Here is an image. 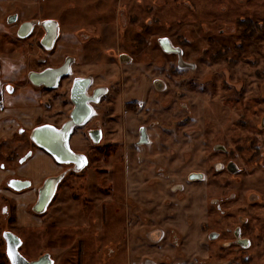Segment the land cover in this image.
Wrapping results in <instances>:
<instances>
[{"label": "rangeland", "instance_id": "1", "mask_svg": "<svg viewBox=\"0 0 264 264\" xmlns=\"http://www.w3.org/2000/svg\"><path fill=\"white\" fill-rule=\"evenodd\" d=\"M9 9L20 11L18 21L56 17L64 29L81 32L87 43L71 77L92 74L110 92L94 105L97 117L70 137L73 148L88 154L84 175H67L41 213L31 207L32 194L18 205V197L30 190L11 192L3 180L0 233L20 235L19 251L28 260L49 252L54 264H264V0H0V55L20 58L19 75L38 66V48L29 44L39 30L25 39L7 33L3 15ZM243 19L260 25L250 37L243 34ZM164 36L181 48L192 70L177 68L176 56L160 50L157 39ZM69 38H59L57 51L71 47ZM155 81L162 85L155 87ZM17 83L20 92L33 89L26 79ZM69 83L64 79L29 98L42 112L35 123L59 126L66 120ZM3 91L5 106L27 96ZM133 99L137 106L123 109ZM95 125L103 129L104 150L85 135ZM139 125L148 128L147 145L134 143ZM28 130L0 144V163L17 164L18 157L4 153L19 156L30 147ZM216 144L226 152L214 151ZM225 159L240 171H215L214 164ZM192 170L205 171V179L183 182ZM82 176L83 189L71 195ZM178 182L185 183L182 192H172L169 187ZM206 197L221 198L224 215L205 208ZM112 205L119 211L113 214ZM101 215L108 221L101 222ZM242 221L250 247L243 252L233 244L221 246L231 238L227 228ZM210 225L222 232L218 244L204 242ZM93 227L100 234L90 238ZM153 231L156 237L149 239ZM172 231L180 237L178 245L171 243ZM109 243L116 252L107 256ZM3 249L0 238V264H9Z\"/></svg>", "mask_w": 264, "mask_h": 264}, {"label": "flooded vegetation", "instance_id": "2", "mask_svg": "<svg viewBox=\"0 0 264 264\" xmlns=\"http://www.w3.org/2000/svg\"><path fill=\"white\" fill-rule=\"evenodd\" d=\"M121 11L122 10H119V12H121ZM19 15H20L19 10L17 11L14 9H9L8 13L3 15L5 17V22L3 23L4 28L7 30L9 29L7 31V33H9V34H10V31H12L14 33V35L19 39L28 38L31 35H33L37 30H39L38 38L32 44H29V46L32 48L34 46H36L38 48L40 56L38 55L39 57L37 56L35 58V61H36L38 66L37 67H28L25 71H23V73L17 75L16 71H17V64L18 63H16V62L19 61L20 58L18 59L15 56L11 57V55H10V57H7V55H9L10 53L9 54L1 53V55H0V68L2 70V73L0 75L3 78V80L5 81V82L3 81L4 82L3 83V90L6 89V91H7V88L9 86H11V88L13 89L12 93H14V92H17V93L19 92L22 94L26 93L27 97L35 100V98H34L35 94H37V96H38L41 93V91H43V90H46V91L53 90L54 88H56L60 84V82L62 80L67 79V78L70 79V83L68 86V98H69V101L71 104V109L68 113L66 120H64L59 126L54 124V123H51V122H44L41 124L34 122V126L29 130L23 126H19L17 129V132H16L19 135L24 134L26 132V130H28L27 142L30 143V147H27L25 149V151L19 156L16 155V153L14 154L13 152H9V153L5 152L4 153L5 157H15V156L18 157L16 165H22L30 157H36L37 156L36 151H40L41 153H43L45 155V157H50L53 165L56 168L53 172H50L48 175H45L43 177V179L40 181V183H38V184H34V181L29 176L10 175L5 179V185L8 187L9 191H11V192L20 193V192L25 191L27 189L32 192V195L34 198H33V202H32L31 207L33 209V205H34V203L37 199V196H38V190H39L40 186L42 185L44 179H46L47 177H55V176H58L61 174V178L56 183L54 193H53L50 201L46 205V208H45V211H46V209L49 207L50 203L55 199L56 195L58 194V189H59L60 183L65 179V177L67 175H80L82 173H83L82 175H84V172L86 170L85 167L87 166V161H88L87 160L88 154L83 152V151H80L78 149L73 148L71 143H70V137H71V135H72V133L76 127H80L82 125H85L90 118L92 119L94 117L95 118L97 117V115H94L95 114V112H94L95 106L94 105L99 103L106 95H108V93L110 91H109V86H105V85L95 83V78L92 74L78 75V76L71 77L73 66L76 63H78L79 61H81V58H80L81 54L80 53H81V50L84 49V45L87 43V41H85L84 39H81V37L79 36V34L81 32L79 33L78 30L71 31L68 28L64 29L60 25V21L56 17H49V16L43 17V18L34 17V18L23 19L22 21H18ZM13 16L15 17V19L13 21L9 22L8 18L9 17L11 18ZM46 20H53L57 24L55 37H54L52 43L50 44L49 48H46L44 46V44L41 42L42 38L44 37V35L46 33V30L42 26V22L46 21ZM29 21L32 22L30 33L28 35H26L25 37H18L17 31L19 30L20 25L24 22H29ZM241 24L244 25L243 34L245 36L247 35L248 37H250L255 32V30L260 28V25L257 22H252L249 19H243L241 21ZM10 25H11L13 30L11 28H9ZM83 33H85V32H83ZM68 35H71L72 39L69 38ZM60 37H64L65 39L69 38L70 39L69 41L71 43V45H70L71 47L69 49L67 47V50H62V51H60V49H59V51L61 52L59 54V51H57V48H56V43L58 42ZM161 38H168V37H165V36L159 37L157 39V44L163 53L174 54L176 56L177 68H179V69H191V70L194 68L193 63L186 62L183 60L181 48L179 46L173 45V43L171 42V40L169 38H168V40H169L172 48H174L176 50L165 51L159 43V39H161ZM74 46H77L76 49L70 51L71 48ZM24 58L25 57H22L21 59L25 60ZM53 60H54V62H53ZM62 65L63 66L65 65L66 73L61 75L57 79L56 84L52 87H48L45 85H38V86L33 85L28 78V74L31 71L40 72V71L47 69V68H56V67H59ZM81 78L82 79H88V83L85 87L84 93H85V97L87 98L86 102L90 108V112H89L88 116L81 123L74 124L70 128V131L67 135L66 144H67V147L70 150V152L73 153V155L72 154L71 155L66 154L63 156V157H84L86 163H84L83 161H80L79 163H83V167L76 168V163L73 161L57 162L53 158L54 156L50 152H48L45 149L37 146L34 143V141L30 138V132L32 131L33 128H35L38 125H42V124H50L53 127H55L56 129H60L63 126V124L70 119L71 111L74 108V103L71 99V90H72V87H73L75 80L81 79ZM23 79H26L31 84L29 86H32L33 89H31L30 91L25 90L26 92L22 90L20 92L18 90L19 87L17 85L18 84L17 82L22 81ZM160 85H162L160 82H156V81L154 82L155 87L160 86ZM97 91H102V94L97 95L95 97V99H92L94 97L95 92H97ZM40 102L41 103L44 102L43 99L40 98ZM137 102H138L137 100L133 99V100L125 102L122 107H123V109H126L127 111H131L137 106ZM45 103H46V101H45ZM36 119H38V117H36ZM97 122L100 124L99 119L97 120ZM85 135L87 137L89 144L92 145L95 149L104 150V149H102L103 146L101 147L102 141L104 139V134H103L102 128H100L99 126H96V125L92 126V127H88L85 130ZM95 139H97V140H95ZM140 139L145 140V141L139 143ZM134 143L136 144V146H143V145H147L149 143L148 128H146L144 125H139L138 128L136 129V136H135ZM213 149H214V151L221 150L223 152L224 151L226 152V149L224 148V145H222V144L214 145ZM22 157H27V158H25V160L21 162L20 159ZM0 164L2 167L10 168V167H6L4 163H0ZM46 168H47V166L45 164H42L41 161L39 160L35 165H32V169L30 171L31 172H40V171L45 170ZM214 170L217 172L225 170V171L230 172L231 174H235V173H238L240 171V168L233 161H231V160L228 161L227 159H225L224 162L221 161V162L215 163L214 164ZM12 178H17L20 180H29L30 185L27 188H24L20 191H16L13 188L8 186L9 180ZM204 179H205V171H197V170H192V171L187 172L182 178L183 182H185V183L202 182ZM84 183H85V178H84V176H82L81 181H79V185H77L76 187L73 188L74 190L71 192V195H73V196L76 195V193L74 192L76 189H79V188L83 189ZM185 183L178 182V183L171 185L169 188L172 192H176V193L182 192V190L184 188L183 187L184 185H182V184H185ZM233 195H234V193H230L229 197H233ZM204 203H205L204 204L205 208L213 209L216 212H219L220 215H224L225 212L222 209V203L223 202H222L221 198H219V197L218 198L206 197ZM1 209H2V211H4V207H1ZM119 209H120V207L117 205H112V207L110 208V210L113 212V214L116 213L117 211H119ZM104 210H107V208H104ZM34 213H37V212L34 211ZM19 217H18V219H19ZM128 217H129L128 214L125 212V218L124 219L126 222L129 219ZM263 219H264V213H263ZM217 220H220V217H217ZM100 221L101 222L104 221V223H105L108 221V219L101 215ZM19 223L21 224L20 221H19ZM243 223H245V221H242L240 224L234 225L231 228H227V230L230 232L231 238L230 239H224L221 241H220V237L222 235V232L219 229L210 225L204 230V236H203L204 242L208 245L211 243L218 244L220 241V245L223 247H226L230 244H233L234 246H237L238 249H240L241 251L244 252V250H246L250 247L251 240L243 232V225H242ZM6 231H8V230H2L1 231L0 238L2 239L3 246H4V249H3L4 257L6 258V261L9 264H11L10 260L8 259L7 255H6V242H5V239L3 237V233ZM99 231L100 230H98V227L91 228L90 233H89L90 238L99 236V234H100ZM253 231L255 233H258L259 229L257 227H253ZM155 233H157V231L149 232L147 234L148 238L154 239L156 237ZM17 236L20 238V241H21L19 246H18V251H19V247L22 244V237L20 235H17ZM158 237H161L160 231H158ZM170 240H171V243H173V245H178L180 242V237H179L178 233H176L175 231H172L170 234ZM115 247L116 246L114 245V243H109L107 245V247L104 249L105 255L110 256L112 253L115 254V252H116ZM46 253L52 259V264H54V260L51 256V254L49 252H46ZM20 254H21V252H20ZM42 254H45V253H42ZM39 256L40 255H38L37 258ZM246 258H247L246 255H244L243 261H245ZM31 260H34V259H31ZM144 264H154V263L150 260H145Z\"/></svg>", "mask_w": 264, "mask_h": 264}, {"label": "water", "instance_id": "3", "mask_svg": "<svg viewBox=\"0 0 264 264\" xmlns=\"http://www.w3.org/2000/svg\"><path fill=\"white\" fill-rule=\"evenodd\" d=\"M15 17H9L8 21H13ZM51 22V23H46ZM32 22H24L20 25L19 30L17 31L18 37H25L31 31ZM42 26L46 30L44 37L41 42L44 44L46 48L50 47L52 43L55 32H56V22L53 20H46L42 22ZM167 40V43H163L162 41ZM159 43L161 47L165 51H174L176 49L172 48L168 38L159 39ZM66 73L65 65L59 66L56 68H47L40 72L31 71L28 74V78L33 85H45L48 87H52L56 84L57 79ZM88 83V79H77L75 80L72 90H71V99L74 103V108L71 111L70 119L63 124L60 129H56L50 124H42L38 125L32 129L30 132V138L34 141V143L50 152L57 162H65V161H73L76 163V168H79V158L80 157H63L66 154H72L67 147L66 139L67 135L70 131V128L74 124L81 123L89 114L90 108L87 105V98L85 97V87ZM102 94V91H97L94 94L92 99H95L97 95ZM47 126V127H45ZM97 140V139H95ZM145 140L140 139L139 143L144 142ZM27 157H22L20 161H24ZM61 178V174L55 177H47L44 179L42 185L38 190L37 199L33 205V210L37 213H41L45 210L46 205L50 201L56 183ZM30 185L29 180H20L17 178H12L9 180L8 186L13 188L16 191H20L24 188H27ZM3 237L6 242V255L10 260L11 264H52V259L50 256L45 253L34 260H27L20 252L18 251V246L20 244V238L11 231H6L3 233ZM14 253L13 258H9V249Z\"/></svg>", "mask_w": 264, "mask_h": 264}, {"label": "crops", "instance_id": "4", "mask_svg": "<svg viewBox=\"0 0 264 264\" xmlns=\"http://www.w3.org/2000/svg\"><path fill=\"white\" fill-rule=\"evenodd\" d=\"M3 92V82L0 80V144L11 138L13 134L17 132L19 126L31 129L34 126V120L36 117L41 116L42 113L41 109L36 104L30 102L31 99L27 96H23L24 98L18 97L20 99L14 101L10 100L12 103L8 106L2 105ZM17 95H19V93ZM36 155V157H30L22 165H16L13 168L0 167V184L10 175L29 176L34 181V184H38L45 175H48L55 170L56 167L53 165L50 157H45L40 151H36ZM35 158H38L42 164L47 166V168L40 172L29 171L27 168L28 164ZM0 192H2L1 188ZM28 194H32V192L28 191V193L23 194L22 198L18 197L19 206H23L24 204L22 202L28 200Z\"/></svg>", "mask_w": 264, "mask_h": 264}, {"label": "snow or ice", "instance_id": "5", "mask_svg": "<svg viewBox=\"0 0 264 264\" xmlns=\"http://www.w3.org/2000/svg\"><path fill=\"white\" fill-rule=\"evenodd\" d=\"M46 23H51V22H46ZM163 43H167V40L165 39L164 41H162ZM7 91L9 92V93H11L12 91H13V89L11 88V86H9L8 88H7ZM45 127H47V126H45ZM79 161H83L84 163H86V161H85V158L84 157H80L79 158ZM80 167H83V163H81L80 165H79ZM0 167H2V166H0ZM9 258H13L14 257V253H13V251L11 250V248L9 249Z\"/></svg>", "mask_w": 264, "mask_h": 264}]
</instances>
